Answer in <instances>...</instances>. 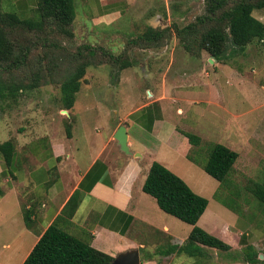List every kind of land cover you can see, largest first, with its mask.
I'll return each mask as SVG.
<instances>
[{"label": "crops", "instance_id": "obj_1", "mask_svg": "<svg viewBox=\"0 0 264 264\" xmlns=\"http://www.w3.org/2000/svg\"><path fill=\"white\" fill-rule=\"evenodd\" d=\"M36 3V0H7L9 6L22 14L35 9ZM2 6L3 0L0 9L5 12ZM101 13L106 15L107 10ZM257 19L264 23V15ZM244 52L254 65V73L235 70L225 80L231 86V96L240 97V103L263 104L264 38L249 44ZM221 78L219 75L212 80L208 78L209 86L215 90V101L208 98L210 93L200 95L206 103L201 105L204 109L199 110V115L215 111V120L211 115L204 119L199 145L207 142L209 130L214 129L206 127L210 123L222 132L230 129L232 141L224 133L221 139L238 150L239 140H245L242 147L246 145V152L254 155L258 148L244 130L249 123L238 121L233 115L234 120L228 124L221 121V113L216 114L231 108L216 85ZM145 91L149 97H141L140 104L112 121L106 119L102 126L73 116L76 98L71 108L55 107L50 111L40 108L35 112L28 99L20 97L12 100V105L0 107V144L6 141L13 144L8 161L0 150V264H22L50 225L113 258L138 249L139 264H223L216 248L198 244L184 250L182 246L193 226L161 210L156 200L142 190L153 161L182 179L181 168L193 162L188 158L193 145L166 114L162 99L153 98L155 94L150 89ZM92 108L93 111L95 107ZM63 112L64 116L59 115ZM196 123L199 127L198 120ZM120 125L126 130L129 153L120 149L114 138ZM66 126L70 135L66 134ZM236 188L234 185L233 195L235 190L239 192ZM232 198L240 205L231 206V221L223 217V211H212L208 202L196 225L228 243L231 251L239 252L250 244L261 254L264 203L240 201L237 194ZM24 213L29 217V225L24 221ZM231 260V264H252L239 261V257Z\"/></svg>", "mask_w": 264, "mask_h": 264}, {"label": "rangeland", "instance_id": "obj_2", "mask_svg": "<svg viewBox=\"0 0 264 264\" xmlns=\"http://www.w3.org/2000/svg\"><path fill=\"white\" fill-rule=\"evenodd\" d=\"M73 1L75 16L72 23L66 27L71 34L51 24L42 32L18 29L10 35L17 41L15 53L23 51L24 46L29 48L25 64L18 69L0 73L4 79L13 78L16 83L24 86L22 91L16 93V97L27 98L35 112L40 108L44 111L55 107L63 108L60 101V83L69 77L78 65L86 64L72 110L74 117L81 116L85 121L97 125H101L106 119L112 121L118 114L140 104L141 97L148 96L145 90L150 89L151 93L155 94L153 98L157 96L162 99V105L167 109L166 114L174 119L178 130L190 131L202 137L204 119L208 115L213 118L215 111H210L206 116L203 112L199 115V110L204 109L201 105L206 103L204 98L200 99V95L203 92H206V95L210 93L208 98L215 101V90L209 86L208 78L212 80L219 75L222 78L216 85L224 93L225 103L227 102L233 110L230 108L225 112L217 111L216 114L221 113V121L228 124L234 120L233 115L238 121L249 123L244 130H247V136L254 142L258 152L249 155L246 145L242 147L245 140L241 139L238 142L239 151L225 139H221L224 133L230 142L232 141L230 129L222 132V129L217 130L214 124L207 123L206 127H214L207 134V142L198 147L193 146L188 154L197 162H203L209 145L214 142L240 153L230 173L228 185L221 187L219 181L208 175L194 161L187 162L189 166L181 168L180 174H183V180L193 191L208 199L212 211H223V217L228 221H231V209L221 207V203L235 208L240 205L232 198L236 194L239 195L240 201L252 203L257 200L247 186H252L254 182L264 186V103L251 105L242 101L241 104L240 97L237 99L231 96V86L225 80L235 70L252 75V61L246 58L248 53L244 52L236 54L227 63L209 62L211 56L206 51L201 50L199 54L187 51L174 34L173 25L182 27L194 21L198 15L205 12L207 0ZM226 1L230 4L235 0ZM2 9L24 18L35 17L37 12L35 8L27 10L25 14L19 13L7 4V0H3ZM105 10L106 15L101 13ZM252 15L258 18L264 15V10H254ZM149 27L170 29L161 45L142 46L144 42H134ZM109 54L119 59L114 61ZM38 60L42 70H45L44 73L50 71L53 79H49L47 74H43V78H36L31 68ZM123 63L127 66L123 67ZM33 82L39 85L27 86ZM8 101L11 100H1L0 107L13 104V101ZM92 107H95L93 111ZM59 115L64 116L65 112ZM196 120L199 127L195 124ZM202 141L205 142V139L202 138ZM234 185L239 188V192L235 190L233 195ZM237 251L227 253L219 250L223 264H231V258L239 257L240 253Z\"/></svg>", "mask_w": 264, "mask_h": 264}, {"label": "trees", "instance_id": "obj_3", "mask_svg": "<svg viewBox=\"0 0 264 264\" xmlns=\"http://www.w3.org/2000/svg\"><path fill=\"white\" fill-rule=\"evenodd\" d=\"M36 2L35 17L22 18L0 9V73L18 69L25 64L29 48L24 46L23 51L15 53L17 41L10 35L16 30L42 32L53 24L71 34L66 27L72 23L75 16L73 0H36ZM260 8H264V0H235L230 4L226 0H207L205 12L198 15L194 21L182 27L173 25L174 34L187 51L199 54L204 50L215 61L227 63L236 54H243L249 44L257 43L264 38V23L252 15L254 9ZM169 30V28L149 27L134 42H144L142 46L161 45ZM108 56L114 61L119 59L111 54ZM122 65L127 66L126 63ZM85 67L86 64L78 65L69 77L60 83V101L63 108L73 106L75 94L81 85L80 80L85 74ZM42 68L39 60L32 66L31 70L36 78H43V74H47L49 79H53L51 72L44 73L45 70L43 71ZM37 85H39L37 82L27 84L28 87ZM23 89L24 86L16 83L13 78L7 80L0 76V101L5 98L11 101L16 99V93ZM65 129L66 134L70 135L69 127L66 126ZM178 131L191 145L200 144L198 135L180 129ZM0 150L8 161L13 151L12 142L1 143ZM237 157L236 151L221 143L209 145L203 162H197L188 154V158L198 163L208 175L219 181L221 187L228 185ZM247 188L259 204L264 203V186L254 182ZM142 190L156 200L161 210L193 226L186 243L182 246L184 250L189 251L190 247L202 244L227 253L232 252L228 243L196 225L208 200L194 192L181 177L163 164L157 161L151 163ZM24 221L29 225V217L26 213H24ZM239 253V259L244 262L264 264V250L261 251L263 257L259 258L260 252L252 245L245 244ZM112 260L113 257L109 254L93 248L56 225H50L39 237L22 264H110Z\"/></svg>", "mask_w": 264, "mask_h": 264}, {"label": "water", "instance_id": "obj_4", "mask_svg": "<svg viewBox=\"0 0 264 264\" xmlns=\"http://www.w3.org/2000/svg\"><path fill=\"white\" fill-rule=\"evenodd\" d=\"M209 61L212 62L213 58L211 57ZM114 138L117 140L120 149L129 153V149L127 146V134L125 127L123 125H120L118 127L114 135ZM262 257L263 255L260 254L259 258ZM139 263H140V257H139L138 249H131L119 253L116 257L113 258L110 264H139Z\"/></svg>", "mask_w": 264, "mask_h": 264}]
</instances>
